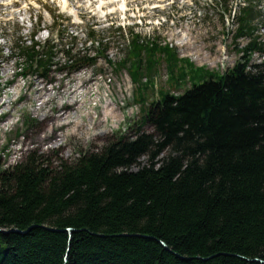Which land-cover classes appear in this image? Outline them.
I'll list each match as a JSON object with an SVG mask.
<instances>
[{
	"label": "trees",
	"instance_id": "16d2710c",
	"mask_svg": "<svg viewBox=\"0 0 264 264\" xmlns=\"http://www.w3.org/2000/svg\"><path fill=\"white\" fill-rule=\"evenodd\" d=\"M253 17L245 13L237 38L253 34ZM242 53L220 75L193 68L169 46L133 42L117 71L132 65L144 106L135 136L57 166L36 154L0 165V230L9 232L0 233V264H264V62L252 61L264 45L254 40ZM67 55L76 70L97 63ZM20 59L23 76L48 77L56 65L53 48L40 53L37 45ZM163 60L170 80L188 69L203 83L180 96L162 91L145 109L143 70ZM57 131L42 120L28 141L42 148L50 141L40 135L56 140Z\"/></svg>",
	"mask_w": 264,
	"mask_h": 264
},
{
	"label": "rangeland",
	"instance_id": "374dc122",
	"mask_svg": "<svg viewBox=\"0 0 264 264\" xmlns=\"http://www.w3.org/2000/svg\"><path fill=\"white\" fill-rule=\"evenodd\" d=\"M104 1L101 3L106 5L112 2ZM27 2L33 6L30 10L26 6L11 8L10 0L0 1V122H6L0 125V165L4 168L33 154L57 166L61 161H74L80 152L100 151L118 137L135 136L144 106L136 103L138 86L130 78V65L117 71L122 61L131 58L134 37L144 44L168 45L193 68L220 75L236 66L244 56L241 51L254 39L264 44V0H181L166 14L153 11L154 5L126 0L128 15L118 0L103 9L99 0H70L67 7L60 0ZM250 8L256 15L253 35L237 38L242 9ZM60 30L61 43L56 45L51 40ZM92 30L96 41L106 45V59L72 73L74 68L67 63L65 51L74 48V56L85 57L101 49L90 41ZM35 43L42 48L55 45L57 65L48 77L37 71L16 75L20 67L24 72L22 52ZM252 61H264V56L256 54ZM178 65L186 66V62ZM167 66L163 60L151 74L143 70L141 83L148 85L145 109L161 100L162 91L180 96L203 83L192 80L188 69L185 79L175 74L170 80ZM42 120L50 126L56 124L58 138L44 132L40 136L50 142L38 148L28 138ZM143 131L154 133L148 124ZM146 161L144 157L140 163L145 165Z\"/></svg>",
	"mask_w": 264,
	"mask_h": 264
},
{
	"label": "bare ground",
	"instance_id": "6f19581e",
	"mask_svg": "<svg viewBox=\"0 0 264 264\" xmlns=\"http://www.w3.org/2000/svg\"><path fill=\"white\" fill-rule=\"evenodd\" d=\"M60 1H61V0H60ZM62 1L64 2V5H65V6H68L69 0H62ZM62 1H61V2H62ZM111 1L113 2V1H117V0H111ZM112 2H111V3H112ZM118 2H123V3H122V4H123V5H122V8H125V10H123V11H126V9H127V7H126V4H127V3H126V0H118ZM111 3H110V4H111ZM125 3H126V4H125ZM110 4H108V5H110ZM104 6H106V5H104ZM113 10H114V9H113Z\"/></svg>",
	"mask_w": 264,
	"mask_h": 264
},
{
	"label": "water",
	"instance_id": "95a60500",
	"mask_svg": "<svg viewBox=\"0 0 264 264\" xmlns=\"http://www.w3.org/2000/svg\"><path fill=\"white\" fill-rule=\"evenodd\" d=\"M68 231H69L70 233H73V232H74V230H68ZM12 232L21 233V232H19L18 230H13ZM0 233L8 234L9 232L0 230ZM258 262H261V261H258ZM261 263H263V262H261Z\"/></svg>",
	"mask_w": 264,
	"mask_h": 264
}]
</instances>
